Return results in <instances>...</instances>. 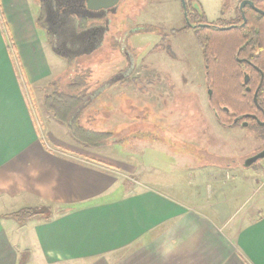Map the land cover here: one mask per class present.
<instances>
[{
	"label": "crops",
	"instance_id": "obj_1",
	"mask_svg": "<svg viewBox=\"0 0 264 264\" xmlns=\"http://www.w3.org/2000/svg\"><path fill=\"white\" fill-rule=\"evenodd\" d=\"M122 1L93 12L107 20ZM47 2L0 0V264H264V195L230 209L201 182L189 189L153 170L141 181L103 147L38 131L24 84L53 77L50 55L60 57L42 32L55 33ZM19 202L55 213L19 222Z\"/></svg>",
	"mask_w": 264,
	"mask_h": 264
},
{
	"label": "rangeland",
	"instance_id": "obj_2",
	"mask_svg": "<svg viewBox=\"0 0 264 264\" xmlns=\"http://www.w3.org/2000/svg\"><path fill=\"white\" fill-rule=\"evenodd\" d=\"M240 1L185 0L187 20L182 0H123L109 20L95 21L103 22V35L79 49L60 45L53 33L60 41V57L49 58L57 65L54 76L32 86L23 83L38 131L75 139L45 108L44 96L53 91L52 78H60L65 91L77 69L78 74L90 69L86 77L92 102L81 125L112 132L115 142L103 147L105 156L115 153L137 165L141 181L145 171L153 170L173 184L187 182L189 189L201 182L210 189L211 202L221 201L217 205L226 203L232 209L256 203L264 195V159L250 167L244 162L264 148L262 130L221 123L210 104L206 62L195 27L206 23L201 12L216 24L236 21ZM190 21L193 27L186 28ZM42 32L51 41L47 31ZM65 56L73 60L71 66ZM46 143L55 149L53 139ZM235 192L237 198L228 200ZM25 207L30 205L19 202L11 210ZM53 207L30 208L39 213L36 216L50 218ZM21 224L26 233L27 224Z\"/></svg>",
	"mask_w": 264,
	"mask_h": 264
},
{
	"label": "trees",
	"instance_id": "obj_3",
	"mask_svg": "<svg viewBox=\"0 0 264 264\" xmlns=\"http://www.w3.org/2000/svg\"><path fill=\"white\" fill-rule=\"evenodd\" d=\"M252 1L257 8L264 11V0ZM237 11L236 21L223 24L224 29L216 25L215 22L208 21L205 13L201 12L206 19L205 22H209V26L198 28L197 31L198 43L202 48L207 65L206 76L209 87L213 91L210 104L218 114L221 123L226 126L233 125L235 114H228L224 107L237 113L249 108L250 103L253 104L252 93H247L242 85L244 68L238 59L244 54L249 55L251 60L260 65L264 74V15L249 5L243 10L238 9ZM242 14L245 15V23ZM88 21L90 20L83 19V28ZM38 23L42 28L47 29L46 14L43 7ZM186 28H191V26L187 25ZM47 34L51 38V45L57 47V39L50 29H47ZM255 53L258 55L255 56ZM65 58L68 59V65L71 66L73 60L69 56H65ZM77 70L75 77L67 84L65 91L60 87V78L50 81L53 91L45 94L44 106L55 119L67 126L70 134L77 141L95 148L108 146L115 142L112 132L81 125L82 114L92 102V93L88 91L89 84L87 81L90 69H86L83 74H78ZM251 76L250 85L254 89L260 81V74L252 70ZM258 103L264 105V82L259 93ZM253 107L255 108V105ZM262 118L264 119V117ZM258 129L262 130L261 132L264 134V127ZM38 214L31 208L13 213L19 221L28 220Z\"/></svg>",
	"mask_w": 264,
	"mask_h": 264
},
{
	"label": "flooded vegetation",
	"instance_id": "obj_4",
	"mask_svg": "<svg viewBox=\"0 0 264 264\" xmlns=\"http://www.w3.org/2000/svg\"><path fill=\"white\" fill-rule=\"evenodd\" d=\"M242 1L243 0H241L239 3L241 4ZM99 4L100 2H98L97 4H94L91 7L90 6L91 4L89 3L88 0H84V3H82V0H54V2L53 0H51V2H47V5H45V8L48 9V12H47V16L49 17L48 25L52 29H54L56 36H58V39L62 41L61 43L60 41H58L57 44L60 43V45L70 47L71 49L74 50V49H79L83 45H86L87 43L90 42V40L98 38L97 37L98 35L99 36L100 34L103 35V32L105 30L104 26L102 25L103 22L97 24L95 21L104 20L103 18L104 13H100L99 11L93 12V9L95 8L94 6L97 7V5ZM240 4L238 5L236 9V14L238 12L237 11L238 9L243 10L246 6H248L246 5L243 9H241ZM101 10H105V9L102 8ZM94 13L96 15H94ZM242 15L244 18L245 15L244 14ZM83 16H87V18ZM88 17L92 19L93 17H97L98 19H95V20L91 19L90 21H88L87 25L83 28L82 27L83 19L84 18L88 19ZM192 23L193 22L190 21L188 25L193 27L194 24ZM244 23H245V19H244ZM105 24H107L106 21H105ZM202 25L204 26L197 24L195 27L196 28L207 27L209 26V22H206L205 24H202ZM216 25H219L220 28L222 29L225 28L224 26H222L223 24H216ZM257 55L258 54L255 53V56ZM238 62L241 63V65L244 68L242 85L245 87V90L247 93H252L253 104L250 103V107L246 108V110L243 112L241 111H238L237 113L234 111L232 112L229 108L224 107L225 111L231 115L235 114V116L233 117L232 126L243 125V126H249V127L251 126L257 129L259 127H264V119L262 118L264 117V105L258 103L259 93L262 88V84L264 82V74L260 68V65L256 61L251 60L249 55L244 54V56L238 59ZM206 69H207V65H206ZM249 69L251 70L249 71ZM252 70L260 74V81L254 89L250 85V82H252V76H251ZM246 74H248L249 79H248V84L244 85ZM206 80H207V85H208L207 86L208 95L210 99L212 97L213 91L209 87L207 76H206ZM209 89H211L212 91L211 96L209 94ZM253 105H255V108L253 107ZM260 134L264 136L262 132H260Z\"/></svg>",
	"mask_w": 264,
	"mask_h": 264
},
{
	"label": "water",
	"instance_id": "obj_5",
	"mask_svg": "<svg viewBox=\"0 0 264 264\" xmlns=\"http://www.w3.org/2000/svg\"><path fill=\"white\" fill-rule=\"evenodd\" d=\"M88 1H89V3L91 4L90 6L92 7L94 4H97L98 1H100V0H88ZM119 1H120V0H104L103 2L101 1V3H100L99 5H97V7L102 6V7H109V8H111V7L116 6V5L118 4ZM182 1H183V7H184V10H185V16H186V18H187L188 13H187V10H186V2H185V0H182ZM246 5H251L256 11H258V12H260L261 14L264 15V11L261 10V9H259V8H257V7L254 5V2H253V1H251V0H243V1L241 2V4H240V8L243 9ZM94 7L96 8V6H94ZM244 17H245V16H244ZM244 19H245V18H244ZM187 20H188V18H187ZM202 26H204V25H202ZM248 79H249V76H248V74H246V75H245V82H244V85H247V84H248ZM248 90H249V89H248ZM209 94H210V96H211V94H212L211 89H209ZM256 94H257V93H256ZM255 99H256V97H255ZM260 159H264V148H263L261 151H259L258 153L254 154L253 156L248 157V158L245 160L244 165H245L246 167H250V166H252L253 164H255V163H256L258 160H260Z\"/></svg>",
	"mask_w": 264,
	"mask_h": 264
}]
</instances>
